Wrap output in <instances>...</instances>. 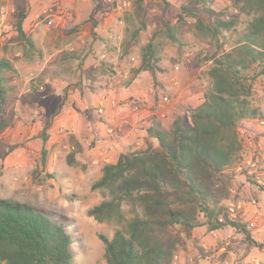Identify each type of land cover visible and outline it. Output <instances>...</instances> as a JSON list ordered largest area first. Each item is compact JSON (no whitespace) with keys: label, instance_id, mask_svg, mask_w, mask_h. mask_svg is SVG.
Segmentation results:
<instances>
[{"label":"rangeland","instance_id":"1","mask_svg":"<svg viewBox=\"0 0 264 264\" xmlns=\"http://www.w3.org/2000/svg\"><path fill=\"white\" fill-rule=\"evenodd\" d=\"M123 2L118 9L114 0L0 1V61L13 67L3 77L9 108L16 115L13 126L0 135V199L67 218L73 233V264H106L98 235L110 239L119 229L115 222L99 224L87 216L89 209L108 198L104 191L91 190L103 166L114 163L121 149H140L147 140L156 145L145 134L152 120L165 130L176 116L183 115L189 122L191 112L211 90L207 75L211 59L235 47L247 22L228 0H214L210 7L224 11L223 19L236 24L212 37L199 32L196 20L183 15L178 1L142 0L140 12L134 0ZM26 10L22 26L34 49L17 39L15 23ZM147 46L157 71L154 76L134 75ZM259 71L252 66L241 72L252 95L264 87ZM164 97L170 102L167 108L160 104ZM111 100L114 108L107 106ZM109 128L114 130L112 135L106 133ZM237 132L240 162L232 170L236 202L229 207L232 217L239 215L247 223L255 241L258 232L251 222L261 195L249 188L245 178L255 183L263 174L264 155L261 159L253 145L260 143L264 149V116L238 122ZM42 135L47 137L45 163ZM70 135L83 147L72 167L66 164L72 151ZM238 185H245L248 198L238 196ZM260 214L263 221L264 203ZM205 231L203 227L199 233ZM234 234L225 229L224 238H191L177 253L185 252L189 264H264V252L247 251L239 244L242 237L234 239Z\"/></svg>","mask_w":264,"mask_h":264},{"label":"trees","instance_id":"2","mask_svg":"<svg viewBox=\"0 0 264 264\" xmlns=\"http://www.w3.org/2000/svg\"><path fill=\"white\" fill-rule=\"evenodd\" d=\"M174 1L181 4L184 16L196 20L203 35L215 37L236 24L223 19L224 11L210 7L214 0ZM228 2L247 22L235 47L211 59L207 73L211 90L202 105L191 112L189 122L183 115L176 116L167 130L152 120L147 136L156 145L147 140L144 147L119 154L114 163L103 166L100 178L91 185L92 191H104L108 198L89 209L87 216L99 224L119 226L110 239L98 235L106 264H173L177 250L202 227L207 233L233 230L247 251L264 252V244L251 239L247 223L239 215L232 217L229 207L236 202L232 170L241 152L237 124L261 117L250 107L251 87L241 72L255 66L260 69L257 76H264V0ZM134 4L140 12L142 0ZM27 17L26 10L15 23L17 39L34 49L22 26ZM146 48L134 75L154 76L157 71L153 51ZM9 71L12 65L0 61V135L13 126L16 116L9 108L3 77ZM69 142L72 151L66 164L72 167L83 147L74 135ZM46 143L42 135L43 163ZM245 182L264 198L253 179L247 177ZM244 186L238 185L236 193L248 198ZM70 226L65 217L0 199V264H73Z\"/></svg>","mask_w":264,"mask_h":264},{"label":"crops","instance_id":"3","mask_svg":"<svg viewBox=\"0 0 264 264\" xmlns=\"http://www.w3.org/2000/svg\"><path fill=\"white\" fill-rule=\"evenodd\" d=\"M248 102L251 103V105H254V108H257L258 109V112L262 116H264V87H262L260 89V91H257V95H255V93H253V95H252V89H251V96L248 98ZM161 107L165 108L166 106L164 107L163 105H161ZM145 134H147V131L145 132ZM150 140H152V139H150ZM153 144L155 145V143H153ZM256 145H259V148L258 149H257ZM256 145H253L254 150L257 151L256 154L259 155L261 157V159H263L264 149H262V145L260 143H257ZM125 151L126 150L123 151L121 149L120 150V154L123 153V152H125ZM263 203H264L263 202V197L261 196V198H259V200H258L259 209H257L255 207V213H257V215H255L254 220L251 222V226H255L257 228L256 232H258V233H257V237H256V240L255 241L264 244V240H262L263 237H264V220L262 221V219H261V216L262 215L260 214V212L262 211V205H263ZM200 229L201 228L196 229L197 231L195 230L196 232L195 231L193 232L191 238H193V239L197 238V239H200V240H202V237L203 236H205L203 238H206L207 237V239H210V240H213V238H217V237L224 238V237H222V234H223L224 230L223 231H218V232L207 233L205 235L206 231L203 232V233H199L200 232ZM236 236H238V237H236ZM233 238L236 239V238H240V237H239V235H235L234 234V237ZM222 244L223 243H220V245H222ZM227 244H230V241ZM201 246L203 248H208L209 247V244L206 245L205 243H201ZM175 256H176V259L174 260L173 264H189V262H187V260H186L185 252H183V251L181 252L180 251L179 254L176 252ZM233 256H235V255H233ZM202 263L205 264L204 261H202Z\"/></svg>","mask_w":264,"mask_h":264},{"label":"built area","instance_id":"4","mask_svg":"<svg viewBox=\"0 0 264 264\" xmlns=\"http://www.w3.org/2000/svg\"><path fill=\"white\" fill-rule=\"evenodd\" d=\"M117 8L119 9L121 5H125V3L123 2V0H114ZM226 45L224 46V50L227 51L226 49ZM134 59H132L133 61ZM40 90H42V87L40 88ZM160 104L163 105V106H167L170 104L169 102V99L167 97H164L160 100ZM107 106L110 107V108H114L116 106V103L114 101H108L107 102ZM97 110H98V114L101 115L103 110H104V107H103V103H102V100L99 101L98 103V106H97ZM114 132L113 129L109 128L106 130V133L109 134V135H112ZM243 133V131H242ZM257 149L259 148V145H256ZM252 167H254V165H252ZM241 169V166H238L237 167V170H240ZM256 186L259 188V190L261 191V193L264 195V170H263V174H261L260 176H257L256 177ZM256 203L255 201H252L251 202V206H255ZM176 259V256L174 257V260ZM174 262V261H173ZM258 264V263H257Z\"/></svg>","mask_w":264,"mask_h":264},{"label":"water","instance_id":"5","mask_svg":"<svg viewBox=\"0 0 264 264\" xmlns=\"http://www.w3.org/2000/svg\"><path fill=\"white\" fill-rule=\"evenodd\" d=\"M207 59H205L204 61H206Z\"/></svg>","mask_w":264,"mask_h":264}]
</instances>
